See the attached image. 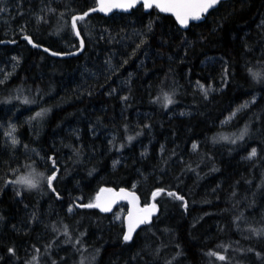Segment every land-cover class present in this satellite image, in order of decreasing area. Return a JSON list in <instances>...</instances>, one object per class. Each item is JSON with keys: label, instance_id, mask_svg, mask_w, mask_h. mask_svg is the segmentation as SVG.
<instances>
[{"label": "trees", "instance_id": "16d2710c", "mask_svg": "<svg viewBox=\"0 0 264 264\" xmlns=\"http://www.w3.org/2000/svg\"><path fill=\"white\" fill-rule=\"evenodd\" d=\"M96 3L0 0V41L18 40L0 43L17 134L0 128V264H264V0L187 29L155 7L92 13L65 58L21 39L75 50L71 17ZM26 171L44 182L15 183ZM103 186L157 204L131 240L120 204L85 206Z\"/></svg>", "mask_w": 264, "mask_h": 264}, {"label": "water", "instance_id": "95a60500", "mask_svg": "<svg viewBox=\"0 0 264 264\" xmlns=\"http://www.w3.org/2000/svg\"><path fill=\"white\" fill-rule=\"evenodd\" d=\"M96 1H97L96 5L85 10L84 12H78V13L73 14V16L71 17V22H72L74 17H79L81 15H84L85 13H87V15L84 16V18H87L92 13H100V14H103L105 16H108V15L113 14L114 12L129 13L134 8L142 5L146 11H149L153 7H155V8H157V10L160 13L173 16L174 19L176 20L177 24L182 29H187V28H189V26L192 23H198V22L203 21L211 10L218 7L220 5V3L222 1H225V0H218V2L213 7H210L206 12L201 13L199 19L189 18L187 24H181L179 22V20L177 19L175 12L162 10L163 6L168 2V0H156V2L160 4V7H157L156 3H153L152 7H145L143 2H138L132 7H127V8H125V7H111L110 9L106 8L105 10H101L102 9L101 0H96ZM126 2H127V0H103V4L105 6L106 5L126 3ZM93 9H95V11H92ZM73 28H74V32H75L77 38L79 39V47L77 49L71 50V51H66V52L55 51V50L49 48L48 46L37 43L32 38V36L29 34H23L21 36V39L27 40L28 43L32 47L44 50V51L48 52L50 55L55 56V57L65 58V57L76 56L84 50L85 39H84V37L80 31V28L78 25V19L76 20V26ZM77 32L79 34H77ZM16 42H18L17 39H15V40L5 39V40L0 41V43H2V44H14ZM97 197H99V199H97ZM122 203L126 204V206H127V210H126V213L124 215V228H125L124 229V237L126 235H129V215L130 214H132L133 223L135 224V226L133 227V230L130 233L131 238L128 239V240H131L134 237V235L136 234V232L139 230V228H141L145 224H150L152 222L154 216L156 215V213L158 211V206L154 200H152L148 203H142V200H141L139 193L135 189L130 188V187H126V186H121V187H117V188L110 187V186H103L97 192L95 202L93 203V205H99V207H96L97 209H99L103 213H108L114 207H116L117 205L122 204ZM104 209H108V210H104ZM143 209H148V211L144 212V211H142ZM138 220H144L145 222L136 223V221H138Z\"/></svg>", "mask_w": 264, "mask_h": 264}, {"label": "snow or ice", "instance_id": "6c2138e0", "mask_svg": "<svg viewBox=\"0 0 264 264\" xmlns=\"http://www.w3.org/2000/svg\"><path fill=\"white\" fill-rule=\"evenodd\" d=\"M138 2H143L145 7H152L153 3H156L157 7H160V4L156 2V0H127L126 3H120V4H114V5H104L103 0H101L102 9L105 10L110 9L111 7H132ZM218 0H168V2L163 6L162 10L164 11H173L175 12L177 19L181 24H187L189 18L193 19H199L201 13L206 12L210 7H213ZM92 11H95L93 9ZM87 13L84 15H81L79 17H74L72 20L73 27L76 26V20H83L84 16H86ZM77 34H79L77 32ZM168 100V103H171V98L166 97ZM42 113H38L37 115H41ZM15 143V141H13ZM255 150H253L252 155L254 156ZM54 179V176L48 177V184L51 185L52 180ZM15 183H22L25 184L29 188H34L37 186L35 181L31 177H21ZM159 193H153V197L158 195ZM168 195H174L173 193H168ZM99 199V197H97ZM182 199V197H180ZM86 207H99V205H85ZM108 210V209H104ZM142 211L147 212L148 209H143ZM144 220H138L136 223H143ZM135 224L133 223V217L132 214L129 215V235H126L124 237L125 240H128L131 238L130 233L133 230V227ZM220 259H224V257H220Z\"/></svg>", "mask_w": 264, "mask_h": 264}, {"label": "rangeland", "instance_id": "374dc122", "mask_svg": "<svg viewBox=\"0 0 264 264\" xmlns=\"http://www.w3.org/2000/svg\"><path fill=\"white\" fill-rule=\"evenodd\" d=\"M210 89V87H209ZM0 128L7 133V136L11 139L14 140L16 138V125L14 123L12 124H1ZM19 177H31L35 183L37 184V186L41 185L44 182V177L38 172V171H26L24 172L21 176H18L15 181H17L19 179ZM18 185L27 187L25 184L22 183H18ZM124 203L119 205L118 210L116 211L115 214H113V218L114 219H120L123 215L122 210H124ZM127 210V207H126ZM126 213V211H125Z\"/></svg>", "mask_w": 264, "mask_h": 264}]
</instances>
